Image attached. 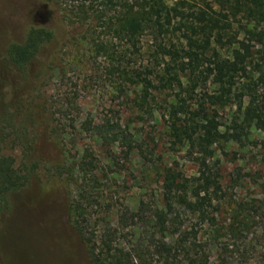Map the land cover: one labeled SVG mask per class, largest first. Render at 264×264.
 <instances>
[{
	"label": "rangeland",
	"instance_id": "rangeland-1",
	"mask_svg": "<svg viewBox=\"0 0 264 264\" xmlns=\"http://www.w3.org/2000/svg\"><path fill=\"white\" fill-rule=\"evenodd\" d=\"M91 2L96 11H105V23L119 9L108 12L98 7L99 0L86 2L84 11L72 0H0V159L10 158L24 177L23 185L0 201V264H92L86 240L99 248L108 231L127 251L139 239L144 246L159 241L149 218L159 202L162 174L170 168L197 176L204 161L187 147L171 145L159 108L169 92L157 94L152 112L137 105V85L128 79L156 63L150 34L117 38L95 18ZM34 26H45L53 36L26 72H19L6 51L23 43ZM221 55L231 59L233 52ZM233 111H219L218 120L227 124ZM250 135L258 148L229 145L224 156L215 147L205 160L213 174H220L225 196L217 223L227 220L237 203L260 206L249 211L255 224L241 241L223 236L212 241L199 232L212 260L224 251L231 264H242L238 255H249L247 264L264 261V189L259 186L264 130L252 129ZM75 205L84 238L74 226ZM139 210L143 220H131ZM225 244L229 247L222 251Z\"/></svg>",
	"mask_w": 264,
	"mask_h": 264
},
{
	"label": "trees",
	"instance_id": "trees-1",
	"mask_svg": "<svg viewBox=\"0 0 264 264\" xmlns=\"http://www.w3.org/2000/svg\"><path fill=\"white\" fill-rule=\"evenodd\" d=\"M78 10L84 11L85 3ZM92 3V2H91ZM119 8L105 23V11L90 10L105 28L122 40H136L149 33L154 45L155 65L132 72L128 79L138 88L137 105L152 112L157 94L169 92L163 111L167 136L172 146H184L203 158L197 176L185 177L167 168L162 174L159 202L152 212L149 229L159 241L144 246L143 239L127 251L114 243L115 233L108 231L99 248L86 240L87 257L92 264H231L225 255L229 245L212 260L203 248L199 232L208 240L234 238L241 241L254 227L260 206L237 203L227 220L216 222L224 193L219 173L213 174L207 158L217 147L227 156L229 145L258 148L251 130H264V0H181L168 5L165 0H99V5ZM52 31L45 26L28 30L23 43L7 48V59L19 72H26L40 47L50 41ZM259 46L260 49L255 48ZM233 52L232 58L221 52ZM123 74H127L126 71ZM128 75V74H127ZM210 86H214L212 90ZM154 106V105H153ZM234 108L228 123L218 120L219 111ZM233 156H236L233 154ZM235 158V157H234ZM218 164V163H216ZM24 177L13 168L10 158L0 159V201L6 193L18 190ZM235 182V179H232ZM264 189V182L259 184ZM264 207V206H263ZM77 217V205L72 207ZM81 214V212H80ZM196 220L185 224L181 216ZM150 217V216H149ZM142 221V210L133 215ZM152 221V222H151ZM74 226L84 238L78 226ZM205 227V229H203ZM247 264V256L238 255ZM262 258V257H261ZM264 264V261H259Z\"/></svg>",
	"mask_w": 264,
	"mask_h": 264
},
{
	"label": "built area",
	"instance_id": "built-area-1",
	"mask_svg": "<svg viewBox=\"0 0 264 264\" xmlns=\"http://www.w3.org/2000/svg\"><path fill=\"white\" fill-rule=\"evenodd\" d=\"M179 1H181V0H165V2H166L168 5H172V4L177 3V2H179Z\"/></svg>",
	"mask_w": 264,
	"mask_h": 264
}]
</instances>
